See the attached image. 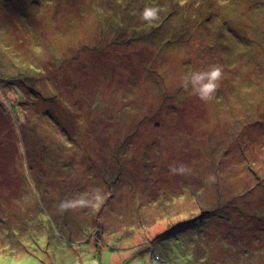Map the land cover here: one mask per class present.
I'll list each match as a JSON object with an SVG mask.
<instances>
[{
    "label": "rangeland",
    "instance_id": "1",
    "mask_svg": "<svg viewBox=\"0 0 264 264\" xmlns=\"http://www.w3.org/2000/svg\"><path fill=\"white\" fill-rule=\"evenodd\" d=\"M0 264H264V0H0Z\"/></svg>",
    "mask_w": 264,
    "mask_h": 264
},
{
    "label": "clouds",
    "instance_id": "2",
    "mask_svg": "<svg viewBox=\"0 0 264 264\" xmlns=\"http://www.w3.org/2000/svg\"><path fill=\"white\" fill-rule=\"evenodd\" d=\"M161 9L159 7L146 6L142 11L138 13V18L149 24L159 20V13ZM223 79V68L219 65H210L207 70L193 71L190 74L183 76L181 81V87L190 92L191 95L197 97L204 103L211 102L221 86ZM172 173L184 174L187 169L184 166L179 168L171 167ZM214 180V177H210ZM105 199V193L102 188H91L80 194L73 199H65L59 202L57 205V211L63 214L68 211H75L77 209H97L99 208Z\"/></svg>",
    "mask_w": 264,
    "mask_h": 264
},
{
    "label": "trees",
    "instance_id": "3",
    "mask_svg": "<svg viewBox=\"0 0 264 264\" xmlns=\"http://www.w3.org/2000/svg\"><path fill=\"white\" fill-rule=\"evenodd\" d=\"M203 213L206 214V211H203ZM93 229H94V228H93ZM85 238H87V236H86ZM85 238H83V237L80 238V237H79V239H85ZM83 242H84V243H83ZM83 242H82L83 244H86V243H87V240H84Z\"/></svg>",
    "mask_w": 264,
    "mask_h": 264
},
{
    "label": "bare ground",
    "instance_id": "4",
    "mask_svg": "<svg viewBox=\"0 0 264 264\" xmlns=\"http://www.w3.org/2000/svg\"><path fill=\"white\" fill-rule=\"evenodd\" d=\"M126 50V49H125ZM125 50H123V51H125ZM128 50V49H127Z\"/></svg>",
    "mask_w": 264,
    "mask_h": 264
}]
</instances>
